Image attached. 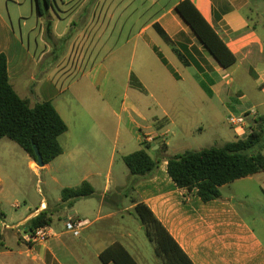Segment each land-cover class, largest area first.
Segmentation results:
<instances>
[{
	"label": "crops",
	"instance_id": "obj_1",
	"mask_svg": "<svg viewBox=\"0 0 264 264\" xmlns=\"http://www.w3.org/2000/svg\"><path fill=\"white\" fill-rule=\"evenodd\" d=\"M29 1L32 9L29 18L35 17L38 20L36 27H30L27 23L28 18L20 13L18 0L3 2L0 0V55L4 54L7 58L8 76L13 89L20 98L29 100L32 106L38 102H51L67 124L68 131L64 135H68L69 141L75 142L74 149L76 151H88L86 146L76 141L86 139L92 134L97 139L108 137L113 141L114 148L119 145L124 149L127 148L129 144L126 136L122 134L120 125L113 126L112 117L116 115L115 110L109 108L108 117H105L104 113L99 115L95 112V118L101 117V120L104 121L100 120L102 124L100 128H93V130L87 128L84 125V114L79 111L75 112L71 98L66 96L75 82L62 88L55 76L59 65L71 55L70 48L72 47L73 50L75 39L80 31L84 33L87 29L86 25L90 24L95 17L103 22L110 13V19L112 18L114 10L111 9V5L106 6L103 0H93L92 4L89 0H84L76 6L75 0H53V6L48 9L47 16L42 17L36 12L34 0ZM182 1L184 0H177L165 14L152 19L151 23L142 31L151 28L155 30V25H157L164 32V37L158 31L157 34L171 47L183 68L194 76L200 85L206 87L208 91L206 102L209 105L214 106L218 102L224 103L225 100L235 97H237L236 101L239 105H246L243 89L239 84L236 86L234 84V82L236 83L234 75L237 72L245 77H251L255 86L262 90L264 99V0H189L235 55L237 63L227 69L220 66L207 49L199 44L189 26L176 13L175 8ZM1 4L5 5L4 9L1 8ZM14 16L19 22L20 31L14 26ZM41 20L43 22L39 24ZM164 20L171 26L172 32L163 25ZM49 25L51 31H48ZM38 30L40 31L38 32ZM108 30L97 27L92 31V33H98V52L105 48L106 38L109 42L114 36V33H107ZM74 33H77V36H74ZM147 43L153 51L156 50L154 42ZM41 45H44L45 52ZM163 65L171 77L176 80L182 79L170 63ZM231 69L235 71L232 72ZM109 75H102L98 83L94 85L90 83L80 85L76 92L78 99H82L90 86L96 87L102 80L104 97L110 92L115 97L116 90L110 91L109 89L111 81ZM138 81L143 87V90L140 91L153 99L154 105L157 106L159 103L157 97L146 88L141 80ZM128 82L127 87L129 88L131 87V76H128ZM130 108L135 114L129 117L134 128L139 129L144 136H148L152 140L164 137L169 149L166 135L170 122L173 123L169 115L164 113L162 116H157V114L145 116L132 103H127L124 110ZM250 110L256 109L254 107L253 109H244L241 114ZM259 114L264 115L260 112ZM110 115L112 116L109 117ZM71 118H73V123H76V131L73 133H71L69 124ZM233 134L234 140L240 138L235 131ZM137 140L139 148L136 151L142 149L144 137L138 135ZM14 144L16 143L8 138L0 140V193L5 187L15 192L26 190L22 177L24 170L39 173L44 168L49 169L55 160L66 153L60 143L63 154L40 168L18 144L25 153L19 151L20 149ZM160 147L161 143L159 142L151 146L157 152ZM71 153L72 159L76 161L79 156L74 153L78 152L71 151ZM127 155L129 154L122 155V162ZM88 157L90 159L89 167L86 169L81 184L84 181L89 182L95 189L96 196L84 200L89 202L95 200L97 203L91 208L93 212L89 211L81 215L74 211L70 214L82 221L89 222L82 232L91 229L99 222L114 219L122 211H133L136 206L135 201L128 208L124 209L123 205L127 202L130 193H136L139 195L140 201L151 209L193 264H264V224L260 226L263 227L262 229L259 228L251 218L245 217L238 211L234 206L235 202L233 205L219 198L220 200L204 203L197 196L196 191L177 188L167 174V162L165 161L160 164L157 170L144 177H133L127 167L126 169L121 167L116 176L108 174L105 183H102L101 170L95 161V156L89 154ZM115 161L116 156L113 152L110 165L113 166ZM92 166H95L96 169H92ZM129 182L134 184L132 191L127 193L125 187ZM106 195H109L107 201L104 199ZM107 204L111 205L114 210L105 211ZM45 208L46 203L42 202L38 209L12 224H8L5 215L0 213V236H4L7 231L9 236L17 240L16 250H11L4 244V247L10 250L12 260L16 259L19 262L25 257L24 244L19 242L20 227L40 212L50 209L49 207ZM93 215L95 218L90 220ZM50 227L55 236L45 243L29 247L27 249L28 256L40 264L45 263L48 258L56 264H62L61 259L71 258L72 254L62 240L63 232H57L53 222ZM118 230L122 232V230H126V227L119 224L110 228V232L105 235L98 233L90 236L93 238L89 237L92 246L96 248L98 259L103 251L115 243L122 244L133 257H137L132 248L133 235L130 231L126 230V235L122 236L125 241L120 239L115 242H107ZM7 260L5 253L1 252L0 264H6L4 262ZM136 261L141 264V261L145 260L138 256Z\"/></svg>",
	"mask_w": 264,
	"mask_h": 264
},
{
	"label": "rangeland",
	"instance_id": "obj_2",
	"mask_svg": "<svg viewBox=\"0 0 264 264\" xmlns=\"http://www.w3.org/2000/svg\"><path fill=\"white\" fill-rule=\"evenodd\" d=\"M75 1L76 6L84 0ZM89 1L92 4L93 0ZM176 1L103 0L106 6L111 5L114 15L110 19L109 13L103 22L95 17L90 24L86 25L87 29L84 33L80 31L78 36L77 33H74L77 38L75 39L73 50L72 47L70 48L72 53L59 65L55 74L59 86L62 85V88L75 82L70 91L66 93V96L71 98L75 112L79 111L84 114V125L87 128H92L93 130V128L101 127V117L99 119L95 118V112L99 115L104 113L105 117H108L109 108L114 109L116 115L112 117L113 126L118 127L120 125L123 131L122 134L127 138L128 147L124 149L119 145L114 148L113 141L108 137L97 139L92 134L87 136L86 139L75 140L86 146L88 151H76L74 149L75 142L69 141L68 135H64L60 138V143L65 149V155L55 160L49 169L44 168L39 173L24 170L22 177L24 178L26 190L15 192L5 187L0 193V213L5 215L8 224L18 222L38 209L42 202L46 203V208H50L48 212L53 219L54 228L59 233L63 232L62 240L72 254L71 258H62V264H102L100 259L97 258L96 248L92 246L89 237L98 233L105 235L110 232V228L119 224L125 226L126 230L133 235L132 248L135 256L145 260L141 261V264H163L162 259L156 256L154 247L147 239L134 210L122 211L114 219L99 222L91 229L82 232L78 238L65 230V218L68 215L70 216L74 211L81 215L89 211L93 212L91 208L97 203L95 200H91L92 202L82 200L79 203L76 202L77 204L74 208H69L61 201L62 189L74 188L81 184L86 169L89 167L88 161L90 159L88 155L92 154L95 156V161L101 170V182L105 183L108 174L116 176L121 167L126 169V165L121 160L122 155L135 152L139 148L137 136L141 135L144 137V135L139 129L134 128L130 122L129 117L134 114V111L131 108L124 110L127 103H132L145 116H151L152 114L162 116L167 113L173 122L172 124L170 122L166 135L169 141V149L167 151L162 153L151 148L156 142L166 144L164 137L156 138L152 141L144 140L143 142V146L149 147V154L155 160H159L160 164L164 162L165 158L170 156L183 154L187 151L223 147L227 142L234 140V129L228 123L230 115L239 117L242 115V110L253 109V107L257 111V118L262 116L259 112L264 114L262 90L255 86L251 77H245L240 72L235 73L234 80L236 83L234 82V84L235 86L239 84L243 89L246 96V105H239L236 101L237 97L227 99L224 103L218 102L214 106L209 105L206 102L208 93L206 87L200 85L197 79L183 68L171 47L157 34V30L151 28L147 31H142L151 23L152 19L165 14ZM18 2H20L18 9H20L22 16L28 18L27 23L29 26L36 27L38 20L35 17L29 18L32 10L30 1L18 0ZM1 8L4 9L5 5L1 4ZM101 10L100 8L99 11L101 12ZM13 22L15 28L20 31L16 16L13 17ZM41 22L43 21H39V24ZM162 23L172 32L171 26L167 24L166 20ZM97 27L106 31L109 29L107 33H114L113 38L109 42L108 38H106L107 44L101 52L97 51L98 33H92ZM147 42H154L157 47L156 50L153 51ZM94 45L95 47H93ZM41 47L43 52H45L44 45H41ZM161 60L163 64L170 63L182 79L176 80L171 77ZM234 69H231V71H235ZM105 74L111 78L109 89L110 91L112 89L116 90L115 97H113L111 92L104 97L102 80L96 87L88 85L90 86L88 91L82 96L81 100L78 99L76 92L80 85L88 83L94 85ZM128 76L133 77V83L136 81L135 79L141 80L146 88L157 97L158 105L155 106L153 99L134 86L128 88ZM72 120L73 118L69 119L71 133L76 131V123H73ZM253 121H251V126L254 123ZM106 126H108L107 123ZM14 145L20 149L19 151L23 152L17 144ZM70 150L78 152L74 153L79 156L76 161L72 159ZM113 152L115 153L116 161L111 166L110 162ZM92 169L95 170V166H92ZM220 191V199L222 201L231 204L235 202V205H233L242 215L251 218L252 222H255L259 228H263L260 226L264 224V173L237 180L222 187ZM134 201L140 203V197L136 193H130L127 202L123 205L124 209L130 207ZM104 210L114 209L107 204ZM94 218L95 215L90 220ZM126 230H122V232L120 230L115 231V235L109 238L107 242H115L120 239L125 241L122 236L126 235ZM5 232V235L2 236L5 246L11 250H16V238L9 236L7 231ZM111 232L113 233V231ZM20 242L24 244L25 248H23L26 250L24 260L19 262L16 259L12 260L11 253H9L10 250L7 247L0 246V253L4 252L5 257L8 258L4 263L40 264L32 260L31 256H28L27 249L29 246L23 240ZM137 257L134 258L137 260ZM41 264H56V262L48 258L45 263Z\"/></svg>",
	"mask_w": 264,
	"mask_h": 264
},
{
	"label": "trees",
	"instance_id": "obj_3",
	"mask_svg": "<svg viewBox=\"0 0 264 264\" xmlns=\"http://www.w3.org/2000/svg\"><path fill=\"white\" fill-rule=\"evenodd\" d=\"M39 16L45 17L53 0H34ZM176 13L189 26L215 61L227 69L237 63L235 55L223 42L216 31L204 19L197 8L184 0L175 8ZM74 26V25H73ZM162 37L164 32L155 25ZM50 25L48 31H51ZM70 33V32H69ZM72 33V32H71ZM131 86L143 90L138 79ZM250 132L244 138H237L223 147H212L200 151H187L183 154L164 159L167 162V174L179 189L196 191L197 196L209 203L221 197L220 189L237 180L264 172V116L253 121ZM68 131V126L51 102H38L34 106L29 100L22 99L13 89L7 70V58L0 55V140L8 138L18 144L35 162L36 150L44 165H48L63 154L59 138ZM147 146L123 158L131 176L144 177L157 170L160 161L148 152ZM168 146L161 144V152ZM133 182L125 189L130 193ZM62 203L72 208L78 201L93 198L96 191L84 181L74 188H65L61 192ZM109 195L105 196L107 201ZM136 203L134 212L145 231V235L154 247L156 256L163 264H193L176 240L158 221L151 209L144 203ZM53 219L48 210L26 222L20 230L32 233L35 230L51 226ZM22 238H19V242ZM2 236L0 246L4 247ZM99 259L102 264H139L129 251L120 243H115L103 251Z\"/></svg>",
	"mask_w": 264,
	"mask_h": 264
},
{
	"label": "built area",
	"instance_id": "obj_4",
	"mask_svg": "<svg viewBox=\"0 0 264 264\" xmlns=\"http://www.w3.org/2000/svg\"><path fill=\"white\" fill-rule=\"evenodd\" d=\"M254 119H257V111L250 110L239 117L230 115L228 117V123L234 129L237 136L244 138L250 132L251 121ZM144 140L152 141L148 136H144ZM88 223V221H82L75 215H70L65 221V230L78 238L81 236L83 228L88 225ZM54 236L55 233L50 226L41 227L32 233L21 230V238L29 247L38 243H45Z\"/></svg>",
	"mask_w": 264,
	"mask_h": 264
},
{
	"label": "water",
	"instance_id": "obj_5",
	"mask_svg": "<svg viewBox=\"0 0 264 264\" xmlns=\"http://www.w3.org/2000/svg\"><path fill=\"white\" fill-rule=\"evenodd\" d=\"M36 156H37V166L40 167V168H43L45 165L43 163V160L39 154V152L36 150Z\"/></svg>",
	"mask_w": 264,
	"mask_h": 264
}]
</instances>
